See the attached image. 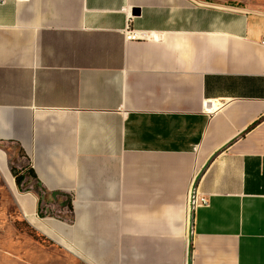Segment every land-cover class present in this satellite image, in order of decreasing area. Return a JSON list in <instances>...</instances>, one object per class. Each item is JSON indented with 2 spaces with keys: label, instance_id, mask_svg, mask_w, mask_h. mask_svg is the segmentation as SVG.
Returning <instances> with one entry per match:
<instances>
[{
  "label": "crops",
  "instance_id": "1",
  "mask_svg": "<svg viewBox=\"0 0 264 264\" xmlns=\"http://www.w3.org/2000/svg\"><path fill=\"white\" fill-rule=\"evenodd\" d=\"M40 248L264 264V0H0V264Z\"/></svg>",
  "mask_w": 264,
  "mask_h": 264
},
{
  "label": "rangeland",
  "instance_id": "2",
  "mask_svg": "<svg viewBox=\"0 0 264 264\" xmlns=\"http://www.w3.org/2000/svg\"><path fill=\"white\" fill-rule=\"evenodd\" d=\"M25 254L26 252H20V257L24 260H28ZM34 255V259H32L34 264H50L47 263L48 260L45 257L47 255H51V264H76L74 260H65L64 258H61L57 251H55L54 249L45 251L43 250V248L36 249Z\"/></svg>",
  "mask_w": 264,
  "mask_h": 264
},
{
  "label": "built area",
  "instance_id": "3",
  "mask_svg": "<svg viewBox=\"0 0 264 264\" xmlns=\"http://www.w3.org/2000/svg\"><path fill=\"white\" fill-rule=\"evenodd\" d=\"M126 35H127L128 38H135V37L139 36V34H137L136 32H132V31H127ZM199 201L201 203H206L207 199L202 196V197L199 198Z\"/></svg>",
  "mask_w": 264,
  "mask_h": 264
},
{
  "label": "trees",
  "instance_id": "4",
  "mask_svg": "<svg viewBox=\"0 0 264 264\" xmlns=\"http://www.w3.org/2000/svg\"><path fill=\"white\" fill-rule=\"evenodd\" d=\"M12 172H13V174H14V176H15V180H16V182H17V183H20V181H21V176L17 174V172L14 170V168H12Z\"/></svg>",
  "mask_w": 264,
  "mask_h": 264
}]
</instances>
